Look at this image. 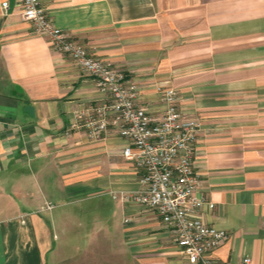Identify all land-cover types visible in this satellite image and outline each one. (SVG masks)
Returning a JSON list of instances; mask_svg holds the SVG:
<instances>
[{
  "label": "crops",
  "instance_id": "crops-1",
  "mask_svg": "<svg viewBox=\"0 0 264 264\" xmlns=\"http://www.w3.org/2000/svg\"><path fill=\"white\" fill-rule=\"evenodd\" d=\"M42 5L138 84L156 118L159 89L177 92L201 124L196 195L215 207L199 215L230 235L213 257L264 264V0ZM21 12L19 0H0V264H188L159 215L128 199L142 172L122 154L127 141L73 127L107 96Z\"/></svg>",
  "mask_w": 264,
  "mask_h": 264
},
{
  "label": "built area",
  "instance_id": "built-area-1",
  "mask_svg": "<svg viewBox=\"0 0 264 264\" xmlns=\"http://www.w3.org/2000/svg\"><path fill=\"white\" fill-rule=\"evenodd\" d=\"M19 2L23 21L47 38L53 50L68 56L83 74L94 78L107 96L105 103L77 114L73 127L83 130L92 141L113 132L127 141L122 154L142 172L141 189L128 199L159 215L188 264H252L249 257L231 262L216 260L212 255L230 235L206 224L199 215L203 207H215L196 195L201 175L194 162L201 124L182 112L177 92L159 89L166 109L161 118H156L141 105L139 85L129 80L123 70L93 56L71 34L57 28L42 0ZM2 8L8 12L9 1L2 2Z\"/></svg>",
  "mask_w": 264,
  "mask_h": 264
},
{
  "label": "water",
  "instance_id": "water-1",
  "mask_svg": "<svg viewBox=\"0 0 264 264\" xmlns=\"http://www.w3.org/2000/svg\"><path fill=\"white\" fill-rule=\"evenodd\" d=\"M15 0H11V7L14 6Z\"/></svg>",
  "mask_w": 264,
  "mask_h": 264
}]
</instances>
